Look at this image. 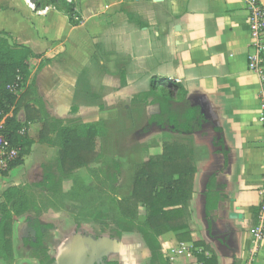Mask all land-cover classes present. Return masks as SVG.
Instances as JSON below:
<instances>
[{"label":"crops","instance_id":"obj_1","mask_svg":"<svg viewBox=\"0 0 264 264\" xmlns=\"http://www.w3.org/2000/svg\"><path fill=\"white\" fill-rule=\"evenodd\" d=\"M73 2L82 18L78 26L53 6L36 9L32 0H0V33L10 44L37 55L29 60L27 82L36 85L34 99L65 125L73 119L91 125L131 120L142 111L147 117L154 114L155 106L132 104L136 95L150 90L152 80L182 86L206 122L195 133L172 134L196 165L188 201L191 241L179 242L175 233H163L158 238L162 254L168 264H203L197 256H214L218 264H264V239L258 248L254 243L262 202L264 131L260 79L248 68L250 16L245 0ZM152 107L153 112L148 109ZM151 134L149 138L155 137ZM5 187V182L0 184V204ZM208 196L213 206L209 213ZM142 209L138 222L145 220ZM88 229L89 234L69 223L68 229L56 232V260L93 256L95 264H147L151 258L137 234H124L119 242ZM17 232L13 225L12 246L0 264H37L30 260L37 252L19 243Z\"/></svg>","mask_w":264,"mask_h":264},{"label":"trees","instance_id":"obj_2","mask_svg":"<svg viewBox=\"0 0 264 264\" xmlns=\"http://www.w3.org/2000/svg\"><path fill=\"white\" fill-rule=\"evenodd\" d=\"M36 9L53 6L69 17L72 26L82 23L81 16L75 10L73 0H32ZM6 34L0 33V111L10 113L14 106L15 114L23 109V122L14 117L8 118L6 134L13 144L20 148V156L10 170L23 163L24 156L30 153L29 149L34 140L28 136L30 124L43 121L39 132L40 140L50 147L58 148L55 172H47L43 183L35 187L43 192L58 193L62 188V178L71 176L75 171L90 166L99 159L96 150L97 130L84 125L79 119L64 122L48 113L44 104L34 99L27 88L18 98L10 88L17 82L20 89H25L30 76V58L35 55L29 48L16 43L10 44ZM20 79V80H19ZM122 85L126 84L125 73L120 74ZM132 104L142 108L155 106L157 111L148 117L147 131L155 125L165 134H192L199 131L205 124L198 105L188 100L184 88L172 80H152L148 92L136 95ZM74 107L72 112H76ZM14 114V115H15ZM48 119V120H46ZM25 129L26 132L20 134ZM114 164V168L118 167ZM196 165L191 153L178 139L166 140L162 153L149 157L140 164L133 177V188L130 196L124 199L105 197L107 219L102 224L100 216L95 215V222L104 225L101 235L117 241H122L124 234H137L151 251V258L147 264H168L164 258L158 238L163 233L173 232L179 242L191 241L188 231V201L193 192ZM118 175H110L111 182L117 181ZM76 189L83 194H94L84 184L78 182ZM97 193V192H96ZM99 194L101 200L103 196ZM85 195V196H86ZM79 197V196H77ZM3 201L0 204V261L10 252L14 218L24 219L25 224L36 232L34 238H22L21 242L29 251H38L41 254L39 264H53L56 260L53 251L56 246L55 227L52 224L41 223L25 213L28 204L27 191L22 187L11 186L2 193ZM81 198V197H80ZM104 198V199H105ZM146 211L145 220L138 222L139 208ZM208 196L207 211L212 208ZM195 246L202 244L195 243ZM203 264H218L216 258L197 256ZM109 264H118L111 262Z\"/></svg>","mask_w":264,"mask_h":264},{"label":"rangeland","instance_id":"obj_3","mask_svg":"<svg viewBox=\"0 0 264 264\" xmlns=\"http://www.w3.org/2000/svg\"><path fill=\"white\" fill-rule=\"evenodd\" d=\"M27 88L31 91V95L37 94L34 82L30 85L27 84L21 92L19 90L18 95L12 92L20 98L22 92ZM15 108L16 106L11 110V114L0 111V121L4 119V116L10 114L11 117L15 116L16 120L23 122L25 120L24 110L21 109L15 114ZM148 109L153 112V107ZM43 121H45V117L42 121L33 123L28 131L30 137L35 140L29 149L30 153L24 156L23 163L0 177V184L5 182L6 189L13 186L12 184L24 188L28 197L25 213L32 219H38L41 223L52 224L55 227V236L60 229L63 231L68 229L69 223L75 226L78 231L87 234L90 233L89 227L102 231L104 228L102 224L107 219L106 208H108L105 197L124 199L130 196L137 167L149 157L159 155L166 140L178 138V135H165L161 129L155 133L151 130L152 128L147 131L145 128L148 124V117L143 111L131 120L127 118L118 122H94L89 126L94 127L97 133L100 132L96 139L99 159L90 166L75 171L71 176L62 178V188L58 193H47L35 186L44 182L47 172H55L58 148L50 147L40 140L39 132L43 127ZM151 132V135L154 134L155 137L149 138L148 134ZM161 132H163L162 135ZM115 163L119 164L116 169L114 168ZM113 173L118 175L116 182H111L109 178ZM80 181H83L89 189L90 187L95 189L92 191L94 194L86 195L79 192L76 187ZM96 192L101 193L105 199L101 200ZM143 212V209L139 208V214H143ZM98 214L102 224L95 222L94 217ZM14 220L13 225L18 231L17 236L21 243L23 236L30 237V228L23 223L24 219L21 217H15ZM30 258L31 261L38 263L41 254L33 253Z\"/></svg>","mask_w":264,"mask_h":264},{"label":"built area","instance_id":"obj_4","mask_svg":"<svg viewBox=\"0 0 264 264\" xmlns=\"http://www.w3.org/2000/svg\"><path fill=\"white\" fill-rule=\"evenodd\" d=\"M246 9L250 16V53L248 56V68L256 73L260 79V87L258 91L259 100V119L264 131V7L259 0H245ZM20 80V79H19ZM17 95L21 92L20 83L17 82L10 88ZM20 90V92H19ZM11 114V113H10ZM10 114L4 116L0 121V177L11 170L12 164L18 160L20 156V148L13 144L12 140L6 134V126ZM26 132L23 129L20 134ZM263 152H264V134H263ZM263 186L261 189L262 202L259 208L258 223L254 233V243L256 248L264 239V176Z\"/></svg>","mask_w":264,"mask_h":264},{"label":"water","instance_id":"obj_5","mask_svg":"<svg viewBox=\"0 0 264 264\" xmlns=\"http://www.w3.org/2000/svg\"><path fill=\"white\" fill-rule=\"evenodd\" d=\"M262 6L264 7V0H259ZM35 232H33V235ZM53 264H95V258L93 256L89 257L87 260H76L74 258L61 257ZM101 264H106L102 262Z\"/></svg>","mask_w":264,"mask_h":264},{"label":"flooded vegetation","instance_id":"obj_6","mask_svg":"<svg viewBox=\"0 0 264 264\" xmlns=\"http://www.w3.org/2000/svg\"><path fill=\"white\" fill-rule=\"evenodd\" d=\"M30 232H31V235H30V237H31V238H34V237H35V235H36V232H35L34 230H31V229H30ZM33 232H35V234H34V235H33ZM27 238H29V237H27ZM55 248H56V246H55ZM55 250H56V249H54V251H55ZM54 251H53V253H54ZM36 252H37V253H39L38 251H36ZM54 255H55V254H54ZM55 257H56V255H55ZM54 262H56V260H55ZM54 262H53V263H54ZM37 264H39V262H38ZM108 264H109V263H108Z\"/></svg>","mask_w":264,"mask_h":264}]
</instances>
